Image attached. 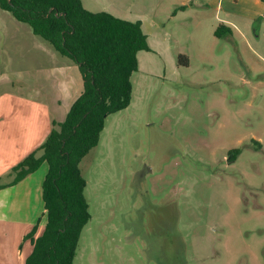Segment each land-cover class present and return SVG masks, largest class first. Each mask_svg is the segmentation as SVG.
<instances>
[{
  "label": "rangeland",
  "instance_id": "1",
  "mask_svg": "<svg viewBox=\"0 0 264 264\" xmlns=\"http://www.w3.org/2000/svg\"><path fill=\"white\" fill-rule=\"evenodd\" d=\"M82 2L142 20L150 50L129 107L107 117L79 165L91 219L74 264H264V20L211 40L157 0ZM64 63L68 81L56 83L49 70ZM83 88L74 60L0 8V182L23 153L41 154L50 118L63 122Z\"/></svg>",
  "mask_w": 264,
  "mask_h": 264
},
{
  "label": "trees",
  "instance_id": "2",
  "mask_svg": "<svg viewBox=\"0 0 264 264\" xmlns=\"http://www.w3.org/2000/svg\"><path fill=\"white\" fill-rule=\"evenodd\" d=\"M0 8L74 60L83 78V92L66 119L53 122L38 149L41 154L34 151L17 164L7 184L20 183L47 163L42 186L47 219L41 235L36 237L38 222L25 237L33 244L25 264H74L81 233L91 219L79 165L99 144L107 117L129 107L131 78L138 70L139 52L150 50L148 36L141 21L91 12L82 0H0ZM226 33L232 35L223 25L215 31L217 37Z\"/></svg>",
  "mask_w": 264,
  "mask_h": 264
},
{
  "label": "crops",
  "instance_id": "3",
  "mask_svg": "<svg viewBox=\"0 0 264 264\" xmlns=\"http://www.w3.org/2000/svg\"><path fill=\"white\" fill-rule=\"evenodd\" d=\"M153 2L154 0H148ZM158 6H164L169 4L170 6H164L166 11L162 12L164 16L169 19H190V21L196 22L195 26L198 28L204 26L209 28V36L211 40L216 37L215 31L219 24L227 26L232 31V36L237 33L243 35V29H247L248 21H252L250 28H253L254 22H258L259 19L264 20V0H157ZM84 5V4H83ZM85 7V6H84ZM220 14H224V17H220ZM161 15V14H160ZM159 15V16H160ZM142 25L144 23L142 20ZM193 24V23H192ZM192 24L185 29L191 35ZM181 26H187L186 24H180ZM221 25V24H220ZM142 26V27H143ZM201 35V33H200ZM179 57V54L177 55ZM180 56H187V54L180 53ZM68 63H64L62 68V75L51 67L49 74H52V78L56 79V83L67 82L68 79L64 76V70L67 68ZM63 78V79H61ZM80 96V95H79ZM76 101V100H75ZM74 101V102H75ZM47 108L51 110V104L49 101L44 102ZM73 105V104H72ZM18 110L21 112L22 106H18ZM59 122L58 120L51 119V125H47V129L43 134L39 147L44 143L50 134L53 122ZM28 122V121H27ZM49 122V121H48ZM20 126H22L20 124ZM25 131L28 128H24ZM29 132L32 129L29 128ZM44 130V129H43ZM44 132V131H43ZM18 133H21L18 131ZM36 133L34 134V136ZM2 141H5L3 138ZM36 150V149H34ZM33 150V151H34ZM32 149L23 153L24 160ZM44 163L41 167L44 169ZM48 172L47 168L43 171L42 175L37 176V179L31 178L34 173L30 174L20 183L14 186H7L11 182V178L8 181L0 182V264H25L26 259L33 251V244L31 240H25V237L32 231L34 226L38 223L39 215L38 210H43V215L46 213L44 208V201L41 202V179L45 177ZM43 180V179H42ZM43 200V190H42ZM43 206V209H42ZM33 208V210H32ZM34 213V214H33ZM46 218V217H45ZM45 222L40 225L36 237L41 235V227H45ZM43 231V230H42Z\"/></svg>",
  "mask_w": 264,
  "mask_h": 264
}]
</instances>
